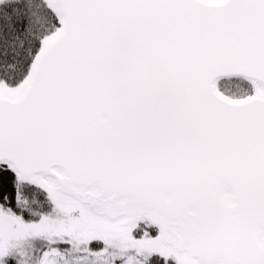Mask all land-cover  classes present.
Returning a JSON list of instances; mask_svg holds the SVG:
<instances>
[{"label":"snow or ice","instance_id":"snow-or-ice-1","mask_svg":"<svg viewBox=\"0 0 264 264\" xmlns=\"http://www.w3.org/2000/svg\"><path fill=\"white\" fill-rule=\"evenodd\" d=\"M0 264H264V0H0Z\"/></svg>","mask_w":264,"mask_h":264}]
</instances>
